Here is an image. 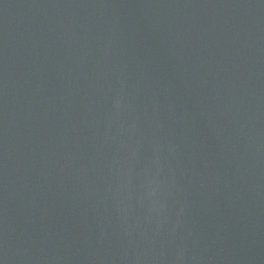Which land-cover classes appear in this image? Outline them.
Masks as SVG:
<instances>
[{
	"label": "water",
	"instance_id": "95a60500",
	"mask_svg": "<svg viewBox=\"0 0 264 264\" xmlns=\"http://www.w3.org/2000/svg\"><path fill=\"white\" fill-rule=\"evenodd\" d=\"M0 264H264V0H0Z\"/></svg>",
	"mask_w": 264,
	"mask_h": 264
}]
</instances>
